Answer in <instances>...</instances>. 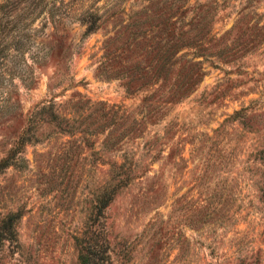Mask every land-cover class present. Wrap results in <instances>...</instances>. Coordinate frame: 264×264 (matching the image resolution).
<instances>
[{"label":"rangeland","instance_id":"1","mask_svg":"<svg viewBox=\"0 0 264 264\" xmlns=\"http://www.w3.org/2000/svg\"><path fill=\"white\" fill-rule=\"evenodd\" d=\"M29 1L0 0V264H264V0Z\"/></svg>","mask_w":264,"mask_h":264},{"label":"trees","instance_id":"2","mask_svg":"<svg viewBox=\"0 0 264 264\" xmlns=\"http://www.w3.org/2000/svg\"><path fill=\"white\" fill-rule=\"evenodd\" d=\"M6 2H4V3H6L9 7H12V6H15V4L18 2V0H5ZM25 1H27V0H25ZM58 0H30L26 5H28L29 6V4L30 3H34V4H39L40 6H39V9L40 10H43V9H45V11L48 13V16L50 17V19H51V17L52 16H54L52 13L57 9V5L55 4L56 2H57ZM56 16L57 17H61L60 15H58V14H56ZM57 17H55V18H57ZM98 17V16H97ZM82 20V19H81ZM92 22H93V20L92 21H90V23L88 24V28L90 29V28H92L93 26H92ZM169 49L170 48H172V45L170 46V47H168ZM106 59H108L107 57H106ZM160 60V62H159V67L161 68H165V64L168 62V60H169V57H167V56H163V57H160L159 58ZM157 68V67H156ZM155 71H157V70H155ZM158 72V71H157ZM153 74V73H152ZM126 84H127V82H126ZM4 162V161H3ZM2 162V163H3ZM116 163V162H115ZM1 164V163H0ZM116 167H117V169H118V171H115V172H113V175H112V179H116L117 181H120V182H122V181H124V179L126 178V176H127V172L125 173V171H121L120 169H121V164H119V163H117L116 164ZM123 174V173H125V175H124V178H121L120 177V174ZM115 190H116V187H113L112 185L110 186V189H109V191H107L106 193H105V195H103V197L102 198H100V205H99V207L101 208V207H104L105 205H107V203L109 202V200L111 199V197H112V194L115 192ZM17 217V213L16 212H10V213H7L6 214V216L2 219V226L3 227H6L7 229H8V231H9V235L8 236H14V227H13V219L14 218H16ZM82 252H84V253H82ZM80 251V253H79V255H78V257L80 258V261L81 262H83L84 264L86 263V258H87V251Z\"/></svg>","mask_w":264,"mask_h":264}]
</instances>
